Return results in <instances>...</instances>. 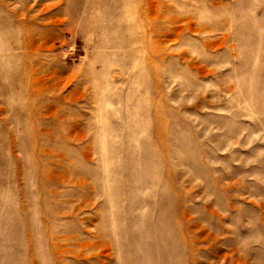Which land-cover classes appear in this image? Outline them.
<instances>
[{
  "label": "rangeland",
  "instance_id": "374dc122",
  "mask_svg": "<svg viewBox=\"0 0 264 264\" xmlns=\"http://www.w3.org/2000/svg\"><path fill=\"white\" fill-rule=\"evenodd\" d=\"M0 264H264V0H0Z\"/></svg>",
  "mask_w": 264,
  "mask_h": 264
}]
</instances>
